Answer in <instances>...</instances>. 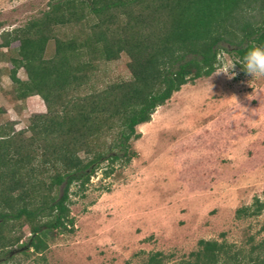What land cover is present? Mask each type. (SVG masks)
<instances>
[{
    "label": "trees",
    "instance_id": "trees-1",
    "mask_svg": "<svg viewBox=\"0 0 264 264\" xmlns=\"http://www.w3.org/2000/svg\"><path fill=\"white\" fill-rule=\"evenodd\" d=\"M63 28L69 37L57 36ZM50 40L53 52L44 58ZM13 42L14 97L38 96L45 112L22 131L0 125V252L19 243V235H9L17 223L29 228L21 254L40 255L52 234L72 231L70 187L82 191L102 161L128 163L135 155L129 142L139 138L135 127L155 108L181 86L209 77L220 52L243 70L246 52L264 46V0H53L22 28L0 33L1 48ZM121 54L129 79L95 89L98 65ZM108 135V143L100 142ZM263 207L254 199L234 215L257 216ZM162 259L151 253L144 264ZM175 264H264V239L248 256L198 240L189 259Z\"/></svg>",
    "mask_w": 264,
    "mask_h": 264
},
{
    "label": "rangeland",
    "instance_id": "rangeland-1",
    "mask_svg": "<svg viewBox=\"0 0 264 264\" xmlns=\"http://www.w3.org/2000/svg\"><path fill=\"white\" fill-rule=\"evenodd\" d=\"M51 1L0 0V33L22 28ZM56 34L66 38L70 31ZM16 46L0 47V125L13 132L45 112L38 96L14 97L8 59ZM52 52L50 40L44 58ZM217 59L209 77L181 86L135 127L139 138L129 142L135 155L128 163L102 161L82 191L70 187L71 232L52 234L40 255H25L19 245L29 228L12 224L9 235L20 241L0 252V264H144L155 252L175 264L189 259L198 240L248 256L264 239V207L257 216L235 218L234 212L264 201V79L247 75L223 52ZM126 61L121 54L99 64L91 84L101 89L128 80ZM230 63L236 65L226 73ZM16 77L24 80V71ZM104 138L100 142L112 139Z\"/></svg>",
    "mask_w": 264,
    "mask_h": 264
},
{
    "label": "clouds",
    "instance_id": "clouds-1",
    "mask_svg": "<svg viewBox=\"0 0 264 264\" xmlns=\"http://www.w3.org/2000/svg\"><path fill=\"white\" fill-rule=\"evenodd\" d=\"M241 63L243 71L253 78L264 79V46H253L243 56ZM235 63H230L225 69L228 73L235 67Z\"/></svg>",
    "mask_w": 264,
    "mask_h": 264
}]
</instances>
